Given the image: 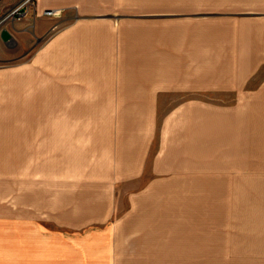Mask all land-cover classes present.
<instances>
[{
    "label": "crops",
    "instance_id": "0c3cea01",
    "mask_svg": "<svg viewBox=\"0 0 264 264\" xmlns=\"http://www.w3.org/2000/svg\"><path fill=\"white\" fill-rule=\"evenodd\" d=\"M33 1L32 24L10 21L16 48L66 23L39 51L54 64L34 109L45 118L27 120L47 128V177L27 168L24 186L21 173L0 264H264V0L217 13L198 0ZM221 183L256 191L255 213L222 199L200 215L168 193Z\"/></svg>",
    "mask_w": 264,
    "mask_h": 264
},
{
    "label": "rangeland",
    "instance_id": "374dc122",
    "mask_svg": "<svg viewBox=\"0 0 264 264\" xmlns=\"http://www.w3.org/2000/svg\"><path fill=\"white\" fill-rule=\"evenodd\" d=\"M26 1L0 0V19L7 17L0 26V217H13L14 215L16 188L21 189L22 172L24 186L27 176L24 172L27 168H35L33 177L36 180L39 179L40 182H44L47 177L48 159L44 133L47 128L37 126V121L34 122L36 126H29L31 123L27 120L31 118L38 119V117L45 118V111L37 112L34 109L45 106L46 95L44 93L48 81L47 76L49 72L54 71V64L47 62L46 59L41 62L39 51L45 46L48 38L60 32L66 24L62 22L63 17H61L56 24V29L38 43L35 38L32 39L31 34L27 33L28 41H24L22 47L16 48L14 36H17V34L10 21L12 19L21 20L28 14L29 16L25 18L24 22L32 24L34 18L32 12L33 0H30L15 12ZM198 1L200 13H207V10L217 13L220 12L224 0ZM13 12L15 13L12 14ZM46 15L48 14L46 13ZM61 16H65V14L63 13ZM2 30H8L13 39L5 42L1 37ZM31 130L33 131L32 134L30 133ZM21 131L23 132L22 143L18 136ZM262 161L264 163V160ZM55 162H57L56 159ZM21 168H23V171ZM18 177L19 181L16 184ZM28 177H31V175L29 174ZM248 177L249 183L250 179ZM250 177L253 179L254 175H250ZM220 178H223V175ZM216 186L217 188L211 191H176L168 193L173 194L176 198L186 199L192 197L197 199V207H182V209H193L200 215L215 214V209L219 212L220 209L217 206L222 199L225 201L231 199L233 202L243 203L244 207L248 206L247 213H255V190L254 193L249 189H218L222 187V183ZM250 187L254 188V185L251 184ZM211 201H214V203ZM256 206L258 210H262L261 207L264 206V187L259 190V208L257 201Z\"/></svg>",
    "mask_w": 264,
    "mask_h": 264
},
{
    "label": "water",
    "instance_id": "95a60500",
    "mask_svg": "<svg viewBox=\"0 0 264 264\" xmlns=\"http://www.w3.org/2000/svg\"><path fill=\"white\" fill-rule=\"evenodd\" d=\"M19 9L20 8L16 9L15 12L18 11ZM15 12H13L12 14H14ZM6 19L7 17L0 19V26L4 23ZM1 37L5 42H9L13 39L12 34L8 30H2Z\"/></svg>",
    "mask_w": 264,
    "mask_h": 264
},
{
    "label": "built area",
    "instance_id": "2783aa9c",
    "mask_svg": "<svg viewBox=\"0 0 264 264\" xmlns=\"http://www.w3.org/2000/svg\"><path fill=\"white\" fill-rule=\"evenodd\" d=\"M48 15H53V11H48V12H46Z\"/></svg>",
    "mask_w": 264,
    "mask_h": 264
}]
</instances>
